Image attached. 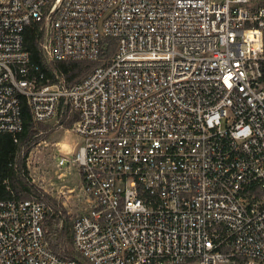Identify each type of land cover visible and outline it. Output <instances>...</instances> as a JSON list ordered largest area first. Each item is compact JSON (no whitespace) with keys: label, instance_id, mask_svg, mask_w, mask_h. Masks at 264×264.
Listing matches in <instances>:
<instances>
[{"label":"built area","instance_id":"2783aa9c","mask_svg":"<svg viewBox=\"0 0 264 264\" xmlns=\"http://www.w3.org/2000/svg\"><path fill=\"white\" fill-rule=\"evenodd\" d=\"M49 60L101 59L41 84ZM59 77V75H58ZM77 115L72 159L90 204L72 254L46 239L53 205L0 198V264H264V6L252 0H0V132ZM65 195V192H62Z\"/></svg>","mask_w":264,"mask_h":264},{"label":"trees","instance_id":"16d2710c","mask_svg":"<svg viewBox=\"0 0 264 264\" xmlns=\"http://www.w3.org/2000/svg\"><path fill=\"white\" fill-rule=\"evenodd\" d=\"M41 35L37 24L29 25L24 33V44L30 53L31 64L40 69L38 75L44 73V77L39 80L41 84L60 83L62 79L65 86H71L88 76L114 51V40H111L108 50L101 59L50 60L48 63L41 48ZM22 117L23 129L17 138L9 132H0V198L23 199L39 195L35 183L31 182L27 150L37 141L40 128L47 127L48 124L35 121L26 98L22 99ZM76 119L77 115L73 114L71 123ZM24 151L26 153L22 155ZM59 219L60 216L57 214L49 217L46 222V239L55 252L66 255L69 254L67 247L72 246V227L69 219L64 220L63 226L59 227L57 222Z\"/></svg>","mask_w":264,"mask_h":264},{"label":"rangeland","instance_id":"374dc122","mask_svg":"<svg viewBox=\"0 0 264 264\" xmlns=\"http://www.w3.org/2000/svg\"><path fill=\"white\" fill-rule=\"evenodd\" d=\"M262 1L264 0H252V4L264 5ZM47 61L50 62L49 59ZM72 118L73 114L70 117H62L59 113L47 121L48 126L40 128L37 141L27 150L31 182L35 183L39 190V195L35 196L42 197L57 211L62 212H59L60 219L57 221L59 227L63 226L66 219L70 220L71 226L73 217L90 204L78 165L70 161L62 167L58 166L62 155L72 159L74 149L80 143V137L73 127L74 123L70 121ZM25 153L26 151L22 155ZM62 192H65V195ZM67 248L68 253L72 254V246Z\"/></svg>","mask_w":264,"mask_h":264}]
</instances>
